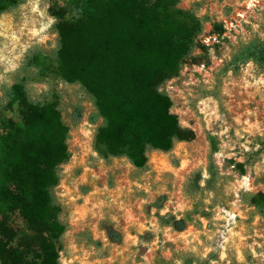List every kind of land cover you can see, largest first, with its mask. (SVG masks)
Returning a JSON list of instances; mask_svg holds the SVG:
<instances>
[{"label":"rangeland","instance_id":"obj_1","mask_svg":"<svg viewBox=\"0 0 264 264\" xmlns=\"http://www.w3.org/2000/svg\"><path fill=\"white\" fill-rule=\"evenodd\" d=\"M58 4L66 0H23L0 14V117L21 120L17 105H3L5 91L27 77L30 101L55 102L69 126L71 157L55 188L67 227L61 264H264V216L247 202L264 192V70L252 61L227 69L241 43L264 39V0H180L203 29L160 90L195 137L149 150L145 169L96 151L103 118L91 121L92 95L59 70L50 12ZM112 187L119 202L107 197ZM14 224L26 227L20 216Z\"/></svg>","mask_w":264,"mask_h":264},{"label":"trees","instance_id":"obj_2","mask_svg":"<svg viewBox=\"0 0 264 264\" xmlns=\"http://www.w3.org/2000/svg\"><path fill=\"white\" fill-rule=\"evenodd\" d=\"M22 1L0 0V14ZM179 3L66 0L50 8L61 76L92 95L97 115L91 121L103 118L95 148L104 157H125L145 169L149 150L169 152L177 141L195 137L160 90L179 73L203 29L202 20ZM71 10L77 14L70 19ZM251 61L264 70V39L241 43L227 69L238 72ZM26 81L22 77L5 91L3 105H17L21 120L0 117V264H61L59 243L67 227L55 188L71 157L69 126L55 102L30 101ZM81 117L77 107L74 119ZM247 202L264 216V192L248 193ZM16 216L25 220L24 229L14 224ZM176 225L184 229L183 221Z\"/></svg>","mask_w":264,"mask_h":264},{"label":"crops","instance_id":"obj_3","mask_svg":"<svg viewBox=\"0 0 264 264\" xmlns=\"http://www.w3.org/2000/svg\"><path fill=\"white\" fill-rule=\"evenodd\" d=\"M109 194L107 195L108 199H110L111 201H115V202H119V200L121 199V194L118 190H116L115 188H109ZM111 233V232H110ZM109 233V236L111 237ZM114 235V234H113ZM112 241L117 242L116 236L114 235V237H111Z\"/></svg>","mask_w":264,"mask_h":264}]
</instances>
